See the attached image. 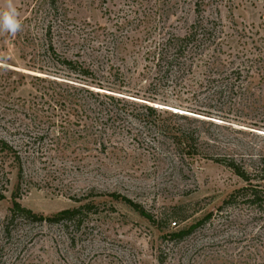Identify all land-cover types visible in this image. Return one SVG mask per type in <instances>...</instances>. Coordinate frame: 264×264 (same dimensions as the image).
<instances>
[{
	"label": "rangeland",
	"instance_id": "1",
	"mask_svg": "<svg viewBox=\"0 0 264 264\" xmlns=\"http://www.w3.org/2000/svg\"><path fill=\"white\" fill-rule=\"evenodd\" d=\"M34 1L11 0L31 22L24 45L0 31V138L14 149L0 155V264H264V207L225 205L246 183L215 162L264 190V0H57L52 43L94 74L82 80L52 63ZM198 20L216 39L174 49ZM16 193L46 218L96 208L76 227L11 224Z\"/></svg>",
	"mask_w": 264,
	"mask_h": 264
},
{
	"label": "trees",
	"instance_id": "2",
	"mask_svg": "<svg viewBox=\"0 0 264 264\" xmlns=\"http://www.w3.org/2000/svg\"><path fill=\"white\" fill-rule=\"evenodd\" d=\"M44 1L45 0H42V2H40L41 4H39V7L37 9L32 10V13L34 12V15H35L34 23L38 24V25H43L42 27H45V31H44L45 35L43 36L41 43H43V45L47 46L46 52L49 54V57H51L52 63L55 66H57L61 71L68 72L71 75L79 77L81 80L82 79H91L92 77H94V74L91 71H89L88 69H86L82 64H79L78 62H75V61L63 59L62 57H60L56 53L55 48H54L53 43H52L51 33H52V31L54 29L53 27L55 25V24L53 25L52 18H53V15L55 14V12L58 10V3H57V0H52L51 2H45V5H47V6L44 7V4H42ZM37 2H39V0L34 1V3H37ZM46 22H47V24H46ZM56 22L61 24V21H56ZM29 23H31V22L28 21L27 24L29 25ZM21 24H22V30L18 32V37H20V42H22V44H23L25 42L23 36L27 35L28 31L30 30V27H28L26 24V28H25L24 23H21ZM215 26H217V25L214 24L211 27L204 26L202 24V22L198 20V22L194 23L190 27L189 32L184 37L175 38L174 49L175 48L176 49H183V50L188 49L189 47H191L195 43L202 42V40H199V38L204 39L207 37H209V38L213 37L214 38L213 40H215L216 36H217V34H216V36L214 37V31L217 28ZM253 44L256 47L260 48L259 55H257L255 57L256 64H259L261 61H264V53L262 52V49H264V35L259 34L258 40H253ZM34 61H36V60H34ZM34 61H33V64H34ZM35 78H36V81L41 82V80H42V79H40V77H35ZM43 83H48V82L43 81ZM51 85H53L57 88H62L63 91L69 90L68 86L64 87L62 85H59L58 83H56V81L48 83V87ZM53 86L51 89L46 88L45 91H47L49 94H50V92L52 94H55V89L53 88ZM75 90H78V89H75ZM81 92H82V90H81ZM87 92H91V91H87ZM43 96H45V95H43ZM105 98H107L111 101H116V99L113 96H106ZM125 107L126 106H124V108ZM143 109H145L151 113H154V109L150 106H145V107H143ZM67 119H68V117H66V121H65L66 123L68 122ZM180 143L187 146L183 142H180ZM187 143L189 145V148H193V145H192V143H190L189 139H188ZM13 152H14V149L11 146V144L9 142H7L6 140L0 138V155H2V154L8 155L9 153H13ZM190 154H192V153H190ZM15 160L19 164V177L21 179H23L24 173H23V167H22V164L20 161L21 158H20L19 154H15ZM215 162L231 169L235 173V175H237L239 178H241L246 183L245 187L234 191L229 196V198L224 202L225 205H231L237 201H244V202H247L248 204H251L253 206L259 205L261 207H264V190L261 188L260 185H254L253 184L252 180L250 179V176L242 167L237 165L234 161L228 163L224 160L216 159ZM108 196L115 201L123 202L127 206L131 207L140 216L147 219L148 221L153 222V223L155 222L153 216H151L141 206L135 204L130 199L123 197L121 195H118L116 193L110 194ZM3 198L4 197L2 195H0V200ZM18 199H19L18 193H16L13 196V200H14L13 201V207L10 210V217L8 219V220H10L11 224L16 222L17 220L25 219L30 224H40V225H43V224H51V225L59 224V225L67 226V227H71V226L76 227V225H80V223L82 222V219L85 216L91 214L93 212V210L96 208V207H94V205L92 203H87L85 205H81L80 207H77L74 209H67V210L61 211V212L57 213L56 215H54L53 217L46 218V217H43V216H40V215L33 213L31 210L23 208L21 206V204L18 202ZM76 202H81V201H76ZM210 218H211V215H208L206 218L199 221L197 224L191 226L188 230H182L178 233L170 234V237L174 238L176 241H179V240L187 237L188 235H190L194 230H196L198 227L202 226L205 222L210 220ZM5 233H6V235L11 236L13 233L11 230V227H9V226L5 227L4 228V234ZM20 237L24 238L25 240L27 239V237L25 235H22ZM160 262H162V264H164V260L161 259Z\"/></svg>",
	"mask_w": 264,
	"mask_h": 264
},
{
	"label": "clouds",
	"instance_id": "3",
	"mask_svg": "<svg viewBox=\"0 0 264 264\" xmlns=\"http://www.w3.org/2000/svg\"><path fill=\"white\" fill-rule=\"evenodd\" d=\"M22 30L19 20V12L15 5L9 0L5 10L0 11V31H6L15 35Z\"/></svg>",
	"mask_w": 264,
	"mask_h": 264
}]
</instances>
